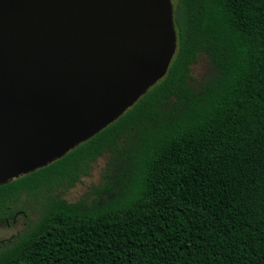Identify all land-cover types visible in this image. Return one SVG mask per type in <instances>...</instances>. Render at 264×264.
Returning <instances> with one entry per match:
<instances>
[{
    "label": "trees",
    "instance_id": "16d2710c",
    "mask_svg": "<svg viewBox=\"0 0 264 264\" xmlns=\"http://www.w3.org/2000/svg\"><path fill=\"white\" fill-rule=\"evenodd\" d=\"M167 75L60 160L0 185V264H264V0H173ZM206 55L213 73L191 84ZM107 156L102 182L63 195ZM90 198V199H89Z\"/></svg>",
    "mask_w": 264,
    "mask_h": 264
},
{
    "label": "water",
    "instance_id": "95a60500",
    "mask_svg": "<svg viewBox=\"0 0 264 264\" xmlns=\"http://www.w3.org/2000/svg\"><path fill=\"white\" fill-rule=\"evenodd\" d=\"M176 51L173 0H0V185L118 120Z\"/></svg>",
    "mask_w": 264,
    "mask_h": 264
},
{
    "label": "rangeland",
    "instance_id": "374dc122",
    "mask_svg": "<svg viewBox=\"0 0 264 264\" xmlns=\"http://www.w3.org/2000/svg\"><path fill=\"white\" fill-rule=\"evenodd\" d=\"M212 73V63L206 55H201L198 62L192 66L191 84L194 87H200ZM106 162L107 156L101 157L93 164L91 175L85 177L82 182L78 183L74 188L64 194L63 197L67 201L74 203L90 195V188L102 182V175L106 167ZM26 226L27 220L22 216H16L12 220L0 221V243L14 238L21 233Z\"/></svg>",
    "mask_w": 264,
    "mask_h": 264
}]
</instances>
